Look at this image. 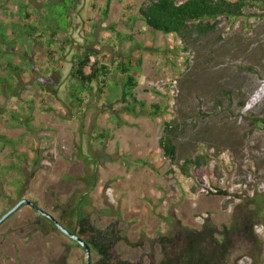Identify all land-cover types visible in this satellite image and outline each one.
<instances>
[{"label":"rangeland","instance_id":"374dc122","mask_svg":"<svg viewBox=\"0 0 264 264\" xmlns=\"http://www.w3.org/2000/svg\"><path fill=\"white\" fill-rule=\"evenodd\" d=\"M46 1L0 0V22L41 25L35 12L40 9L49 17L45 25L58 20L63 28L53 43L46 34L38 37V31L11 48L0 42L26 69L11 78L0 66L9 87L20 82L13 91L0 84V217L22 199L55 216L88 191L86 210L93 224H116L127 238L115 254L133 263L158 264V237L174 235L180 224L200 227L207 218L222 228L235 214L253 216L262 249L239 237L228 264H264V215H253L256 207L248 202L256 189L264 192V123L252 122L264 118L262 6H249L247 17L221 19L216 30L183 40L140 20L145 0H111L108 16L103 14L107 0H76L74 7V0H66L56 4V13L44 7ZM22 2L29 4L28 20ZM117 32L133 37L118 38ZM50 49L55 72L47 71ZM84 50L103 59L116 77L107 80L102 93L96 82L92 91L80 89L85 97L77 110L68 93L71 85H80L69 72L72 57ZM123 61H130V73L138 79L137 97L148 108L159 104V114L118 112L124 75L118 64ZM13 113H31L30 127L14 120ZM166 121L177 126L179 159L202 152L210 156L191 176L170 172L177 166L160 145ZM105 129L108 139L92 137ZM12 164L18 168L10 170ZM209 185L228 195L207 191ZM38 213L23 205L0 225V264H85L84 249Z\"/></svg>","mask_w":264,"mask_h":264},{"label":"trees","instance_id":"16d2710c","mask_svg":"<svg viewBox=\"0 0 264 264\" xmlns=\"http://www.w3.org/2000/svg\"><path fill=\"white\" fill-rule=\"evenodd\" d=\"M110 1L107 0L105 8L103 9L105 16L109 15ZM57 3L66 4V0H47L43 4L44 7L50 6L53 9L52 11L56 13ZM76 3V0H74L73 7ZM254 4H260L264 9V0H145L139 8V14L140 20L149 28L163 34L175 35L183 40H188L194 35L204 36L216 30L221 19L236 20L242 16L247 17L248 14L245 12V9ZM20 5L22 14L28 20L30 16V12L28 11L29 4L22 2ZM35 12L39 16L41 25H38L37 22L29 21L24 24L0 22L1 44H7L11 48L23 37L30 38L32 36L34 38L37 31L39 32L38 37H43L46 34L51 41L50 43H53L55 37L62 31V26L58 20H55L56 23L54 24L45 25L44 21H47L49 17L45 15V12L42 13L40 9H35ZM7 27H10V35L13 36V41L10 39V35L7 34ZM112 28L115 29L114 26ZM117 37L129 39L133 36L131 34L123 35L122 32H117ZM52 51L50 49L49 53L47 52V59L50 64L47 71L55 72L57 70L53 66ZM92 52L91 50H84L80 55L76 53L77 55L73 56L71 60L69 74L75 77L80 86L71 85L68 93V101L71 104L76 102L77 104L74 103V105L77 110L84 103L85 97V94L79 91L80 89L82 90L84 88L92 91L93 83L96 82L98 83V92L102 93L106 87L107 80L110 77H116L111 67L103 62V59L100 61V57H95V60L91 62V57L95 54ZM10 55L9 51L0 47V66L8 70V75L11 78L16 76L20 77V75L26 72V69L23 64L15 63L9 57ZM129 65L130 61H123L118 64V67L124 74L120 82L122 89L119 101L122 105L118 112L120 114L127 113L136 116L143 113L147 116L159 114L161 112L159 104L152 103L148 108L146 101L140 100L137 97L135 88L138 86V79L130 73ZM26 66L33 71L31 64L26 63ZM88 66L90 67V72L87 73L86 67ZM63 67L64 65H61L59 69ZM19 83L17 82L14 86L11 85L9 87L10 79L7 76L0 75V84L2 86L5 85L10 91L18 88ZM37 84L42 85L43 83L39 80ZM243 104L244 102H241L240 106ZM46 110L51 111L54 109L48 107ZM32 117L31 113L28 115L12 114L14 120L24 125L26 123L29 127ZM22 118L23 121L20 120ZM116 118V125L121 127L123 122L118 117ZM252 122L254 124H261L264 123V118L254 117ZM176 129L177 126L172 121H166L164 134L160 138V145L164 150L165 156L172 161L173 165L177 166L176 169L171 168L170 172L175 171L180 176L188 177L192 175L191 170L198 171L204 165H207L210 156L208 153L202 152L193 157L187 156L184 160L179 159L174 143V132ZM109 135V130L105 129L97 132L92 137L95 139H108ZM1 138L5 140L6 144L10 142V139L6 136H1ZM78 153L80 157L89 159L81 151ZM15 165L12 164V166H9L10 170L18 168ZM216 190V193L219 195H228V192L220 187H216ZM254 192V195L249 197L248 200L249 203L256 207L252 210V213L257 216L264 215V192H259L257 189ZM35 203L38 204L37 202ZM86 205H88V191L82 192L76 201L70 199L68 205L60 208V213L56 214L55 217L71 231L75 230L90 245L93 264H140L126 259H120L115 254L117 244L124 239L127 240V238L119 234L116 224H111L106 228L96 227L92 222L90 211L86 210ZM30 208L35 210L32 207ZM38 216L41 220L49 222L54 228L59 230L48 218H45L40 213H38ZM252 217L246 216L245 219H241L238 214H235L231 225H223L222 228L207 218L200 227L180 224L179 230L174 235H162L158 237L157 242L161 246V259L158 264H228L231 249L239 237H245L248 240L250 239V241H254L262 249V240L255 232V221H253ZM73 222L74 227H70L69 224L73 225ZM73 242L75 245L81 247L77 242ZM256 264L263 263L257 262Z\"/></svg>","mask_w":264,"mask_h":264},{"label":"water","instance_id":"95a60500","mask_svg":"<svg viewBox=\"0 0 264 264\" xmlns=\"http://www.w3.org/2000/svg\"><path fill=\"white\" fill-rule=\"evenodd\" d=\"M23 205H28L32 208H34L37 212H39L42 216L45 218H48L53 224L61 231L63 234H65L67 237H69L71 240L77 242L85 251V263L86 264H93L92 262V252L90 245L77 234V232L71 231L66 226H64L54 215L49 213L48 211L41 208L38 204H36L34 201L30 199H22L19 202H17L14 206H12L7 212H5L0 217V225L8 219L13 213H15L20 207Z\"/></svg>","mask_w":264,"mask_h":264},{"label":"built area","instance_id":"2783aa9c","mask_svg":"<svg viewBox=\"0 0 264 264\" xmlns=\"http://www.w3.org/2000/svg\"><path fill=\"white\" fill-rule=\"evenodd\" d=\"M95 60V55L91 57V62H93ZM207 191H212L216 193V187L215 186H207Z\"/></svg>","mask_w":264,"mask_h":264},{"label":"flooded vegetation","instance_id":"af4514ba","mask_svg":"<svg viewBox=\"0 0 264 264\" xmlns=\"http://www.w3.org/2000/svg\"><path fill=\"white\" fill-rule=\"evenodd\" d=\"M69 226L72 227L71 224H69Z\"/></svg>","mask_w":264,"mask_h":264}]
</instances>
